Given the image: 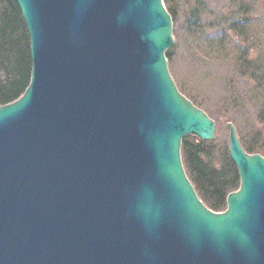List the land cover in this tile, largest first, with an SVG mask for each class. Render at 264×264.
<instances>
[{"label":"water","instance_id":"water-1","mask_svg":"<svg viewBox=\"0 0 264 264\" xmlns=\"http://www.w3.org/2000/svg\"><path fill=\"white\" fill-rule=\"evenodd\" d=\"M14 1L32 70L0 106V264H264V156L227 124L223 212L186 173L217 124L173 79L164 1Z\"/></svg>","mask_w":264,"mask_h":264},{"label":"trees","instance_id":"trees-1","mask_svg":"<svg viewBox=\"0 0 264 264\" xmlns=\"http://www.w3.org/2000/svg\"><path fill=\"white\" fill-rule=\"evenodd\" d=\"M164 1L172 15L174 34H178L182 25L196 35L204 11L200 7L203 0ZM246 2L231 0L225 13L213 24L212 29L217 30L212 41L217 56H227L229 50L232 58L225 63L228 67L227 88L222 96L214 100L208 97V100L199 88L192 87L190 82L184 83L173 71L175 48L166 53L180 91L218 124L215 141H203L189 135L182 145L186 173L200 199L215 212L225 211L228 195L240 187L238 171L229 154V133L223 131L227 123L232 121L236 125L246 152L264 156V90L259 93L255 88L259 77L262 80L264 77L260 76V67L254 65L252 49L259 45L247 32L252 14L248 12ZM206 60L209 62L205 59L202 64H207ZM31 70L30 37L20 8L14 0H0V106L18 100L24 94L30 83ZM252 86L257 93H251ZM220 128L224 138L219 137Z\"/></svg>","mask_w":264,"mask_h":264},{"label":"rangeland","instance_id":"rangeland-1","mask_svg":"<svg viewBox=\"0 0 264 264\" xmlns=\"http://www.w3.org/2000/svg\"><path fill=\"white\" fill-rule=\"evenodd\" d=\"M230 1L231 0H203L202 2H200V7L204 11H202L203 15L200 16V20L197 24V29H199L198 33L196 35L191 34V32L185 26L181 25L178 34H174V61L176 64L174 65L175 67L173 68V71L177 74V77L179 79L184 81V83L190 82L192 85H194L192 87L199 88L208 100L209 98L210 100H214L222 96L227 88L225 85L227 78L225 77L228 74V67L227 64L225 65V63L232 60V58L229 50L227 56H217V50L212 42L214 41L213 37L217 30L212 28L214 26L213 24L220 19L222 14H224L229 7ZM246 3L248 5V12L252 14L249 19L250 24L247 27V32L249 36L252 35L254 36V38H256V44L259 45H254L252 49L253 56H255L256 60L254 62V65L257 64L260 67V76L263 78L264 0H247ZM183 20L184 19L181 18V21ZM205 59H208L209 62H207L206 60L205 63L207 64H202V61ZM259 79L256 83L257 86L255 88L260 93V90H264V80L260 79V82ZM255 88L254 86L250 88V90H252L251 93H257V90H255ZM226 126L223 131L229 133ZM218 133H220L219 137H225L222 134L221 128L219 129ZM216 136H218L217 131Z\"/></svg>","mask_w":264,"mask_h":264},{"label":"bare ground","instance_id":"bare-ground-1","mask_svg":"<svg viewBox=\"0 0 264 264\" xmlns=\"http://www.w3.org/2000/svg\"><path fill=\"white\" fill-rule=\"evenodd\" d=\"M163 1H164V0H163ZM164 5H166V4H165V1H164ZM165 7H166V6H165Z\"/></svg>","mask_w":264,"mask_h":264}]
</instances>
